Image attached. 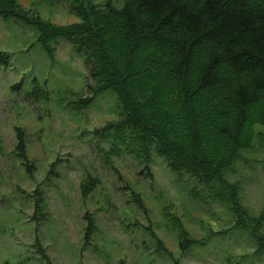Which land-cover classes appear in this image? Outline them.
Instances as JSON below:
<instances>
[{
	"label": "rangeland",
	"instance_id": "obj_1",
	"mask_svg": "<svg viewBox=\"0 0 264 264\" xmlns=\"http://www.w3.org/2000/svg\"><path fill=\"white\" fill-rule=\"evenodd\" d=\"M18 2L54 24L80 19L72 0ZM51 45L50 58L32 25L0 18V51L10 59L0 66V264H46L43 254L52 264H264L250 216L264 208V140L255 138L224 176L248 208L242 229L196 177L173 172L156 153L149 168L129 154L105 164L93 131L116 119V97L80 102L92 97L89 68L69 41ZM20 133L29 168L17 150ZM88 176L98 183L84 194ZM39 193L45 214L37 221ZM174 216L205 244L181 250Z\"/></svg>",
	"mask_w": 264,
	"mask_h": 264
},
{
	"label": "trees",
	"instance_id": "obj_2",
	"mask_svg": "<svg viewBox=\"0 0 264 264\" xmlns=\"http://www.w3.org/2000/svg\"><path fill=\"white\" fill-rule=\"evenodd\" d=\"M91 3L72 0L79 21L58 25L29 15L18 0H0V18L32 25L50 58L58 38L71 43L93 80L92 97L80 102L114 94L116 119L93 131L105 164L129 154L149 168L153 153L162 156L173 172L196 177L242 229L251 216L257 251L264 252V233H258L264 208L249 216L240 186L224 177L255 138L264 140V133L255 131V125L264 126V0ZM9 63L0 51V66ZM17 150L29 168L21 133ZM97 183L88 176L82 193ZM43 205L39 193L37 221L45 214ZM173 218L181 250L205 244ZM88 222L93 225L92 218Z\"/></svg>",
	"mask_w": 264,
	"mask_h": 264
}]
</instances>
